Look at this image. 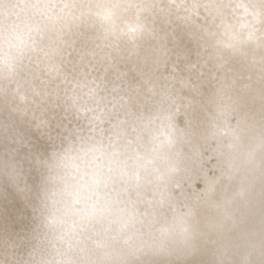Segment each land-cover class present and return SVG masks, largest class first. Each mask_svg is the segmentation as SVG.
<instances>
[{"label": "clouds", "instance_id": "1", "mask_svg": "<svg viewBox=\"0 0 264 264\" xmlns=\"http://www.w3.org/2000/svg\"><path fill=\"white\" fill-rule=\"evenodd\" d=\"M0 264H264V0H0Z\"/></svg>", "mask_w": 264, "mask_h": 264}]
</instances>
